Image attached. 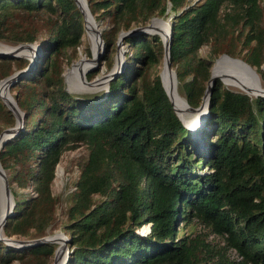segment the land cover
<instances>
[{"label": "trees", "instance_id": "1", "mask_svg": "<svg viewBox=\"0 0 264 264\" xmlns=\"http://www.w3.org/2000/svg\"><path fill=\"white\" fill-rule=\"evenodd\" d=\"M86 1L96 22L106 24L100 60L108 66L120 30L171 14L169 60L193 107L221 52L240 56L264 79L260 0ZM83 31L74 0H0V41L37 40L40 46L33 67L10 85L24 115L21 128L0 147L14 199L4 235L35 238L53 226L55 166L64 150L83 142L87 156L61 225L71 248L65 264H264V97L215 78L196 145L152 69L163 50L157 33L123 37L124 68L106 89L66 90L62 62L74 57ZM204 44L207 56L198 53ZM28 62L0 55V78ZM14 121L0 98V130ZM201 164L207 167L202 173ZM12 183L31 186L33 193L18 192ZM192 218L222 236V243L200 231L178 233L180 221ZM144 223L151 224L149 231L138 232ZM54 247H15L0 239V264H50Z\"/></svg>", "mask_w": 264, "mask_h": 264}, {"label": "rangeland", "instance_id": "2", "mask_svg": "<svg viewBox=\"0 0 264 264\" xmlns=\"http://www.w3.org/2000/svg\"><path fill=\"white\" fill-rule=\"evenodd\" d=\"M260 5L262 6V8L264 10V0H260ZM164 19H167L171 22V14L166 16ZM159 24L164 25L161 21H159ZM105 25H106L105 23L98 24V28L100 29V31L103 27H105ZM34 42L39 44V42L37 40H35ZM0 44L2 46H12V45H15L17 43L12 44V43H8L5 41H0ZM87 49L90 52L89 54H87V52H86ZM119 50H121L120 53H118ZM127 50H128V45L126 43H124L123 41L119 45V48H118L117 47V39H116L115 50L109 54L110 66H108L107 63H105L102 59L100 60V57L104 52V42H103V50L101 51V54L97 58L95 65L88 68L86 70V72L84 73V79L87 80L88 82L93 81L97 78H101V81L99 83L93 84V85L85 84L81 81V85H74L73 81L71 83H69L68 79H65L64 80V87L66 88V90H68L69 92H72V93H84V92L90 93V92H97V91H101V90L106 89L108 81L110 79L114 78V74L116 76L119 72H121L123 70V68H124V54ZM69 51H71V50L68 49L67 52H69ZM91 52H93V48L91 51L90 41L87 37L86 31L84 28L83 35L81 37V41L76 48L74 57L72 59H70V61H68V62H65V61L62 62V66H63L62 74L66 72L67 78H68V73L72 69L71 64L74 63L77 59L79 60L80 58L84 59L86 61L87 58H89L91 56ZM208 52H209V45L208 44L202 45L198 50V53L202 56H207ZM221 53H223V52H221ZM93 54H94V52H93ZM162 55H163V50H162L161 57L158 59V61L152 64V69L156 68V69H158V72L160 71L161 66H162ZM61 56H66V54H62ZM23 57H25V56H23ZM233 57H240V56H233ZM62 59L64 60V57H62ZM87 64H88V62H87ZM261 64H260V68H261ZM225 65L230 69L232 68L231 65H229V63H225ZM89 66H90V64H88V67ZM12 67L14 69L13 71L19 69V68H15L14 65H12ZM252 67L255 68V66H252ZM172 68L175 70L174 67H172ZM68 69H70V70L68 71ZM255 70H256V68H255ZM89 72H92L93 74H92L91 78L88 79L86 77V74ZM256 72L258 74V77H259V80H260L262 86L264 87V79H262L260 73L257 70H256ZM219 74L224 77L226 83L223 82L222 80L221 81L223 82V84L226 87L234 89V90H240L232 84V82L229 80L228 76H226L224 73H219ZM7 75H9V74H7ZM105 75H108V77H106ZM4 77L5 76L1 77L0 79H2ZM63 78H64V75H63ZM177 89H178V86H177ZM178 91L180 92L181 95H183V93H181V91L179 89H178ZM8 92L12 96V98H14V90L10 86L8 88ZM183 97H184V95H183ZM202 117L203 116H201V123L197 124V126H195L197 128L194 127V129H197V130L201 129ZM14 120H15V116H14ZM187 126L192 128L191 124L187 125ZM5 127H7V126H5ZM5 127H3V128H5ZM197 132L195 134V137L198 135ZM197 143H195V144L199 145L200 140H198ZM200 148H203V147L200 146ZM87 152H88V149H87L86 143H83V142H80L74 148H69V149L64 150L59 157V160L57 162V167L55 166V175H54V178L52 179V182H51V191H52V194L55 195V197H56L55 212H54L55 213V222H54L53 226L50 229H48L46 234L61 232V234H63L68 239L66 242V246L69 250H71V248L69 246V237H68V235H66L64 233L61 225L66 219L65 210H66L68 204L70 203L69 196H70L71 191L74 188V182L78 177V174L80 171V165H81L82 161L85 160V158L87 156ZM199 153H203V152H199ZM57 168H58V170H57ZM206 170H207V167L204 166L203 164H201V168L199 169V172L202 173ZM11 187L18 192L23 191V192H28L30 194L33 193L31 186H28L27 188H24V189H20L14 183H12ZM93 197H94V199H96V198H99V195L95 194ZM1 207H2V204L0 202V209H1ZM180 223L181 224H180V227H179L180 229H179L178 233L194 234L195 232L200 231V232L204 233L206 240H208L211 243H216V242L222 243V241H223L222 236L212 232L208 227L204 226V224L202 222H199L196 218H192V220L188 223L187 222L184 223V221H180ZM144 224H142L137 229L138 232H142L143 230H147V228H145V229L143 228L142 231L139 230ZM143 233H145V231ZM10 236L20 237L16 234H12ZM58 236H59V234H58ZM21 238H27V237H21ZM57 241L59 243H62V240L58 239ZM52 243L55 245V247L58 245L57 242L53 241ZM230 249H228V252H229L230 256H233L234 255L233 250H230ZM52 259H53V254L50 258V264L52 263ZM13 264H19V262L17 260H14Z\"/></svg>", "mask_w": 264, "mask_h": 264}, {"label": "water", "instance_id": "3", "mask_svg": "<svg viewBox=\"0 0 264 264\" xmlns=\"http://www.w3.org/2000/svg\"><path fill=\"white\" fill-rule=\"evenodd\" d=\"M74 1H75L76 5L78 6V8L80 9V12L82 13L84 28H85V20H86V14L87 13L93 18V21L98 25V23L96 22V20L94 19L93 15L91 14V12L89 10V7L87 5V1L85 0L86 8H84L81 5L79 0H74ZM153 19H158V20L162 21L163 23L167 24V29L165 30V34H162V33H160V31L152 29V25L150 22ZM95 32H96V36H97V40H98V44H97L98 49H97V52L95 54H93L91 52V56L89 58H87V60H86L88 62V64H90V67L95 65L97 58L99 57V55L101 54V51L103 50V39L100 35V29L95 28ZM135 32L157 33L160 35L161 40H162V46H163L162 66H161L160 71L158 72L159 77H160V81H161V84H162L171 104H172L174 112L176 113L178 118L182 121V123L185 126H187V124L185 123L182 116H180V114L174 108L173 103H172L171 98H170V95H169V92L166 89V87L164 86V83L162 80V71L164 69H169L170 71H172V79L174 80V82H177L175 70L171 67V62L169 60V47H170V43H171V32H172L171 22L167 19L162 18L161 16H152L149 19V21L143 25H136V26H133V27L128 28L126 30H120L118 32V35H117V47L119 48V45L122 43V39L124 36L130 35V34L135 33ZM21 47H26V48L30 49L31 51H29L28 54H24L23 52H21V49H20ZM120 51L121 50H119L118 53H120ZM0 55H8V56H13V57L14 56L15 57L25 56L29 59L28 64L24 68L17 69L15 71H13L11 74L0 79V84H3V87H5V92L7 94H9V92H8L9 86L15 80H18L22 74L27 72L36 63V61L40 55V46L38 43H36L34 41L18 43V44L12 45V46H2L0 44ZM222 58L234 59V60H237V61L243 63L246 67L252 69L254 71V73L256 74V76L258 77V74H257L255 68H253L249 63H247L242 58L230 56L225 52L221 53L218 57H216L214 59L212 65L210 67V76L207 80V84H206V87L204 90V94L202 95V100H201L200 104L196 107H193V106L189 105L187 100L183 97L184 103H185V105L189 111L188 114L195 113V112L203 109L202 112L204 114V118L207 115V106H208L209 96L211 93V86H212L213 82L215 81V78H219L223 82H225L223 77L220 74H215L212 71L213 67L218 62V60H220ZM74 63H72L71 65H73ZM261 69L264 70V61L261 64ZM63 75H64V80H65L66 79V72L63 73ZM105 76L108 77V75H105ZM114 76H115V74H114ZM100 81H101V78H97L93 81L88 82L87 80L84 79V74H82V82L85 84L93 85V84L99 83ZM250 91L253 92V94H254L253 96L260 95V96L264 97V88H262V89L251 88ZM243 92L247 93L246 91H243ZM10 97L12 98L11 95H10ZM0 98L6 104L7 108L10 109L15 116L14 124L11 126H7L0 131V147H1L9 137H12L18 131V129L21 128L22 123H23L24 113L19 108V106L17 105V102L14 98H12L14 101V104H12L10 102V100L8 99V97L2 93H0ZM56 167H57V164H56ZM0 173H2V175H3L2 191L4 194V201H3L4 206L2 209V214L0 215V239L3 240L6 244L13 245L15 247H26V246H31V245L43 244L45 242H53V241L56 242V236H58V234H59V236L62 237V248L59 250V245H57L54 248L53 259H52L51 264H65V261L67 259V255L70 252V250L66 246V242L68 239L63 234H61V232H55L52 234H45L43 236L36 237V238H21V237L4 235L3 224L5 223L6 219L12 214V210H13V206H14V199H13V195H12L11 189H10L9 184H8L7 175L4 171V168L2 167L1 163H0ZM145 224H147V230L142 231L141 230V228L143 227L142 226L139 229L140 231H142L141 233H143L144 231L148 232L150 229L151 224L150 223H145Z\"/></svg>", "mask_w": 264, "mask_h": 264}, {"label": "bare ground", "instance_id": "4", "mask_svg": "<svg viewBox=\"0 0 264 264\" xmlns=\"http://www.w3.org/2000/svg\"><path fill=\"white\" fill-rule=\"evenodd\" d=\"M79 2L81 3V5L84 8H86L85 0H79ZM159 21L160 20H158V19L151 20L150 23L152 25V29L160 31V33H162V34H165V30L167 29V24H165L161 21L164 25H160ZM95 28L98 29V25L93 21V18L87 13L86 14V20H85V31H86L87 37L90 41L91 51L93 48L94 54L97 52V49H98V45H97L98 40H97ZM20 49H21V52H23L24 54H28L29 51H31L30 49H28L26 47H21ZM225 63H229V65H231L232 68L231 69L228 68L225 65ZM71 68H70L71 70L68 69V71L70 70L68 73V78H67V73H66V79H68L69 83H71L73 81L74 85H81L82 74H84L86 72V70L88 68H90V66L88 67L87 61L80 58L73 65H71ZM212 71L215 74L224 73L226 76H228L229 80L232 82V84L234 86H236L238 89H240L242 91H246L251 96L254 95L253 92L250 91L251 88H253V89L264 88L262 86L260 80H259V77L256 76V74L254 73V71L252 69L246 67L243 63H241L237 60H234V59L222 58V59L218 60V62L213 67ZM223 79H224V77H223ZM162 80H163L164 86L166 87V89L169 92V95H170V98H171V101L173 103L174 108L180 114V116H182V118L184 119V121L187 125H190V124L192 125L193 129L190 128L189 126L188 127L192 131L193 137H195V134L198 130L194 129V127L197 126V124L201 123V116H203L201 127L203 126V123H204V114L202 112L203 109L199 110L195 113L188 114L189 111H188V109L184 103L183 95L180 94V92L177 89V83L174 82V80L172 79V71H170L169 69H164L162 71ZM224 81H225V79H224ZM0 93L7 96L8 99L10 100V102L12 104H14V101L10 97V94H7L5 92V87H3V84H0ZM195 128H197V127H195ZM198 140H199V136L197 135L195 137V143H197ZM57 170H58V168H57ZM2 181H3V175H2V173H0V202L2 204V207L0 209V215L2 214V209L4 206V203H3L4 194L2 191ZM56 239L62 240V237L57 236ZM57 240H56V242L58 243L59 250H60L62 248V243H59Z\"/></svg>", "mask_w": 264, "mask_h": 264}]
</instances>
